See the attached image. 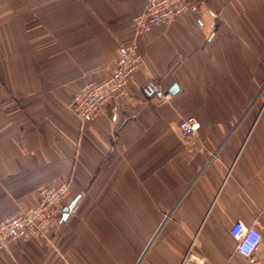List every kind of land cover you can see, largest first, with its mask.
<instances>
[{"label": "crops", "instance_id": "0c3cea01", "mask_svg": "<svg viewBox=\"0 0 264 264\" xmlns=\"http://www.w3.org/2000/svg\"><path fill=\"white\" fill-rule=\"evenodd\" d=\"M198 3L137 35L145 0H0V222L43 187L70 183L61 205L74 203L0 264H181L189 249L264 264V0ZM133 41L126 94L82 123L70 100ZM181 117L199 121L195 137ZM237 220L262 232L251 259Z\"/></svg>", "mask_w": 264, "mask_h": 264}, {"label": "built area", "instance_id": "2783aa9c", "mask_svg": "<svg viewBox=\"0 0 264 264\" xmlns=\"http://www.w3.org/2000/svg\"><path fill=\"white\" fill-rule=\"evenodd\" d=\"M186 11L198 12V0H145L143 11L133 20L135 32L137 35L148 33L153 26L169 23ZM141 62L142 56L136 42L122 44L115 69L101 81L83 85L70 100L69 107L82 123L96 119L108 103H115L126 94ZM170 95V92H166L161 96L168 98ZM199 127L200 123L194 117H181L178 122L180 132L187 138L195 137ZM69 190L70 184L67 182L56 187H43L36 205L19 209L2 220L0 249H9L10 244L19 238L47 237L54 225L63 218L61 201ZM230 232L237 241L236 251L251 259L260 245L262 232L242 220H237ZM204 261V256L189 249L181 264H203Z\"/></svg>", "mask_w": 264, "mask_h": 264}, {"label": "water", "instance_id": "95a60500", "mask_svg": "<svg viewBox=\"0 0 264 264\" xmlns=\"http://www.w3.org/2000/svg\"><path fill=\"white\" fill-rule=\"evenodd\" d=\"M74 207V203H72L69 207H67V208H65L64 209V218H66L67 217V215H68V211L70 210V209H72Z\"/></svg>", "mask_w": 264, "mask_h": 264}, {"label": "rangeland", "instance_id": "374dc122", "mask_svg": "<svg viewBox=\"0 0 264 264\" xmlns=\"http://www.w3.org/2000/svg\"><path fill=\"white\" fill-rule=\"evenodd\" d=\"M85 85V84H84ZM79 91V90H78ZM263 92H264V83H263V85H262V87L260 88V91H259V93H258V96H260L261 97V95L263 96L264 94H263ZM74 112V111H73ZM78 117V116H77ZM79 118V117H78ZM181 119V118H180ZM179 119V120H180ZM70 184V183H69Z\"/></svg>", "mask_w": 264, "mask_h": 264}]
</instances>
